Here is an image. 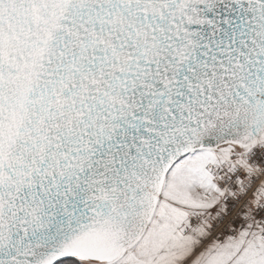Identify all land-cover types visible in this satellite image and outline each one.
<instances>
[{
	"label": "snow or ice",
	"instance_id": "1",
	"mask_svg": "<svg viewBox=\"0 0 264 264\" xmlns=\"http://www.w3.org/2000/svg\"><path fill=\"white\" fill-rule=\"evenodd\" d=\"M0 264H264V0H0Z\"/></svg>",
	"mask_w": 264,
	"mask_h": 264
}]
</instances>
